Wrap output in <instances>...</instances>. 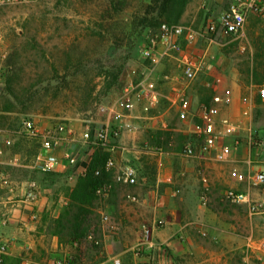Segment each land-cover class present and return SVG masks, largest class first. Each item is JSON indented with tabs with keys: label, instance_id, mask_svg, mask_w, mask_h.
<instances>
[{
	"label": "rangeland",
	"instance_id": "374dc122",
	"mask_svg": "<svg viewBox=\"0 0 264 264\" xmlns=\"http://www.w3.org/2000/svg\"><path fill=\"white\" fill-rule=\"evenodd\" d=\"M160 2L31 0L0 9V131L11 140L4 146L0 136V161L7 162H0V184L7 183L2 191H9L8 181L17 182L14 188H24L25 193L14 201L25 199L29 183L36 182L60 208L59 218L69 211L70 195L82 177L36 168L40 144L22 133L25 119L34 120L41 130L65 124L81 134L86 127L108 125L126 133L118 143L119 156L113 155L118 161L107 171L109 180L104 184L110 185L109 190L99 195L95 189L85 206L83 237L78 241L61 237L63 250L56 255L35 254L36 259H47L46 264H113L116 259L121 264H264V251L254 249L264 242V183L252 180L256 173H264V98L259 95L264 89V25L252 17L241 36L217 37L212 44L180 43L193 58L205 57L207 72L239 86L240 100L221 119L239 125V149H245L247 163L231 168L230 178L240 184L234 189L248 194V201H227L226 187L218 185L209 200L211 191L196 159L183 154L186 146L198 142L200 122L194 116L180 120L172 100L174 87L187 86L192 105L208 103L213 91L202 82L211 77L185 82L179 53L170 52L152 65L142 59L141 51L162 23L199 31L208 16L217 17L226 9L228 0H188L177 23L159 16ZM146 77L161 92L157 107L149 113L140 106L123 110L119 101L123 87ZM243 98L249 102L242 103ZM124 119L130 120L129 125ZM249 131L257 144L248 143ZM159 160L170 169L171 180L161 181L165 175L157 166ZM124 166L136 170L135 185L113 182ZM122 205L147 210L128 212L129 218L122 219ZM55 221L44 214L45 232L53 235ZM158 221L163 224L152 230ZM144 230L151 232L150 244L139 246ZM88 235L98 244L90 243ZM26 259L29 255L22 261Z\"/></svg>",
	"mask_w": 264,
	"mask_h": 264
},
{
	"label": "built area",
	"instance_id": "2783aa9c",
	"mask_svg": "<svg viewBox=\"0 0 264 264\" xmlns=\"http://www.w3.org/2000/svg\"><path fill=\"white\" fill-rule=\"evenodd\" d=\"M29 1L31 0H0V9L8 6L21 5ZM252 17H255L264 25V0H228L226 9L217 17L208 16L204 26L199 31H194L190 27L183 25L162 23L158 28V32L153 35L149 43L142 49V59L149 61L152 65H156L162 56L168 55L170 52L179 53V67L183 80L188 83L193 82L201 74H205V57L193 58L189 53L180 48V43L183 42L186 46H191L203 40V42L212 44L215 43L217 37L241 36L245 27L251 22ZM132 75H135L134 71H132ZM203 86L207 90L214 92L221 87V92L212 95L210 103L199 102L192 105L185 91L187 86L184 88H173L174 98L172 102L176 106L177 117L184 121L194 116L200 122V126L196 132L199 138L198 142L186 146L183 154L186 157L197 159H204L213 154L216 161L223 162L231 154L232 149L239 147L241 144L240 140H238L239 125L234 124L226 118L216 120L214 117V105H228L230 103V89L222 86L220 78H216L213 81L206 80ZM259 95L264 98V89L259 91ZM160 99L161 92L157 83L147 77L128 82L123 87L119 97L123 110L132 111L136 106H140L144 113H149L151 110H154ZM248 102V98L242 99V103L246 104ZM245 115H247V112ZM4 133V131H0L4 146H10L11 140L8 135L5 137ZM22 133L39 142L40 153L36 157V168L40 172L49 174L55 173L60 165V159L53 151L60 146L67 136L73 137L74 135L73 130L65 124L57 125L53 129L41 130L32 119L22 121ZM254 136L249 131L247 139L250 145L257 144ZM80 138L89 146L101 148L109 154L104 163V169L106 171L115 167L112 155L115 153L120 140L119 129L108 125L95 129L86 127L81 132ZM66 160L70 166L77 164V158L74 156L67 155ZM99 173L100 171L96 170L94 174L97 176ZM232 176L237 177V174L233 173ZM114 179L119 183L132 186L137 183V172L133 167L125 166L116 172ZM237 179L239 181L243 180L240 176ZM252 180L257 183H264V173H256ZM109 188L110 185L102 184L96 189V193L103 195ZM39 192L40 188L38 183L30 182L25 198L32 202L38 197ZM223 197L233 204H242L248 201L247 193L232 188L226 189ZM205 201L206 198H204ZM102 220L107 221L108 217L103 215ZM162 224V221H158L154 224L152 230ZM150 235V231L144 230L143 240L139 246L150 244ZM86 239L92 244H98L92 235H88ZM5 246L2 245L0 247V264L6 252ZM254 249L258 252L264 251V242H259ZM22 264H30V262L24 260ZM55 264L63 263L58 261ZM113 264H121V262L116 259L113 260Z\"/></svg>",
	"mask_w": 264,
	"mask_h": 264
},
{
	"label": "crops",
	"instance_id": "0c3cea01",
	"mask_svg": "<svg viewBox=\"0 0 264 264\" xmlns=\"http://www.w3.org/2000/svg\"><path fill=\"white\" fill-rule=\"evenodd\" d=\"M203 75L205 77H211V80L207 81H213L216 78H220L222 86L230 89L231 91V101L228 105H214V117L216 120H220L223 115L229 114L233 109H235L233 108L235 103L240 100L238 98L239 86L235 82L230 84V82H227L225 79V76L211 71L207 72L205 70V74H201L199 78ZM205 81L206 79L202 82V85ZM220 92L221 87L218 88L217 91H213V95ZM210 102L211 98L208 99V103ZM242 120L243 122L245 121L244 125L247 126L248 121L244 119ZM124 122L126 125H129L130 120L128 121L127 119H124ZM107 123L108 121L105 122V124ZM125 134L126 133L124 131H120L119 143L124 140ZM1 147L2 146H0V149ZM119 148L120 147L118 146L113 154L115 157L119 156ZM122 149L125 150V148ZM137 151H135V153H137ZM53 152L60 159V165L58 166L55 174H61L68 176L69 178H74L83 176L86 173L91 163L92 156L95 153V148L83 142L80 138V133H74L73 137L67 136L60 146ZM67 155L76 157L77 164L70 166L65 158ZM113 155L112 157L114 159ZM195 159L196 168L203 174L201 175L204 177H202V180L206 181V186L208 185V188H210L211 195L208 198L209 200L214 199L212 191H214L217 185L219 187H226V189H234V187L240 185L233 178H230V169L235 168L241 162L247 163L245 149H239V147L233 148L231 154H229L223 162L216 161L213 154L204 159ZM117 161L118 160L115 158V162ZM1 163L4 165L7 164L5 161H2ZM157 166L162 170V173L164 172L163 175H165L161 181L171 180V176L169 175L170 169L160 160L157 162ZM2 171L5 172L4 169ZM113 182H115V179ZM16 183L17 182L14 181H8V185L6 186L9 189L8 192L1 190L7 183L4 182V184H0V247L2 245H6L4 264L11 263L12 261L22 264V259L28 255L29 259L26 260H28L30 264H46L47 259H36L35 254L47 253L56 255L63 250V246L56 236L45 232V227L43 226V216L44 214H48L49 216L54 217V219H57L59 215H57L56 212H60V208L53 206V202L49 201V193L45 187H40L38 197L32 202L28 201L26 198L14 201L16 197H23L25 193L24 188L19 190L14 188V184ZM120 208L121 210H119V212L122 219L129 218L127 215L128 212H146L147 210V206L145 208L143 206L127 208L125 205H122ZM69 247L72 250L76 249V246L71 243Z\"/></svg>",
	"mask_w": 264,
	"mask_h": 264
},
{
	"label": "trees",
	"instance_id": "16d2710c",
	"mask_svg": "<svg viewBox=\"0 0 264 264\" xmlns=\"http://www.w3.org/2000/svg\"><path fill=\"white\" fill-rule=\"evenodd\" d=\"M188 0H161L159 5V16L168 23H177L183 14ZM206 103V102H205ZM170 138V134H166ZM109 154L101 148H95L91 163L86 173L78 180L77 185L70 195V208L55 221L56 229L53 235L61 241L66 236L72 241H78L83 237L84 216L87 212L85 206L91 202L94 191L100 185L109 180V172L104 169L105 160ZM96 170L99 175L95 176Z\"/></svg>",
	"mask_w": 264,
	"mask_h": 264
}]
</instances>
